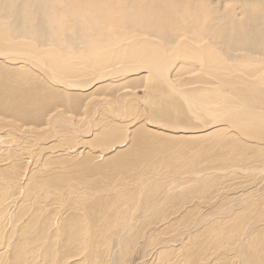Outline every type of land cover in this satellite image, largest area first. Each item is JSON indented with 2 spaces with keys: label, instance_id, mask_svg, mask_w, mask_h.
<instances>
[{
  "label": "bare ground",
  "instance_id": "1",
  "mask_svg": "<svg viewBox=\"0 0 264 264\" xmlns=\"http://www.w3.org/2000/svg\"><path fill=\"white\" fill-rule=\"evenodd\" d=\"M74 1L76 7H72V9L75 11V15L73 11L59 13L58 16H56L57 14L47 13V18H44L46 20H35V25L39 28L41 25H52L54 29L50 31L51 38L55 41L56 34L60 40L58 33L60 31V27H58L60 26L59 19L72 22L77 16H83L88 25L85 27L88 33L94 31L92 28L98 27L100 20H106V8L100 9V11L106 12L97 14V2L94 4V1H91V6H81L78 3L79 0ZM86 10L88 14L85 16L84 12ZM91 10L95 12V17L89 16ZM99 17L104 18L100 19ZM39 23L42 24L39 25ZM45 31L42 30L41 32L45 34ZM73 31L81 37L79 31L74 29ZM43 34L41 33V35ZM26 36L27 34H25ZM126 38L129 40V56H141L145 64L138 61L125 63L92 79L82 81L67 79L66 75L62 73V66H68V64H64L60 59H57L61 56L59 50L48 53L57 65L54 68L50 64L47 66L37 56L38 54H32L27 49H15L9 52L0 50V57L7 55V57L28 59L38 67H44L43 69L46 70V74L50 77L52 83L61 87L65 92H83L95 88L100 82L103 83V81L112 77L140 71L147 72L149 75L146 90H149L151 94L150 98L147 99L148 103L144 104L143 113H145V116L143 119L141 118L143 124L134 125L133 129L129 127L130 130L126 128L123 134L122 131L119 134L122 125L118 126L117 123L115 125L109 122L103 127L98 125L96 128L100 127L97 132L92 131L93 140L89 141L90 147H87L89 151L82 152L74 148L68 150L69 148L62 149L59 146L54 149L52 145L54 142L50 144L47 141L48 146L43 144L45 147L34 143L26 144L25 141L21 142L20 145L13 143L12 146H6L8 152L0 157V264H12V262L13 264H37V262L34 263L37 255L40 256L39 258L43 264H116L121 258L124 242L128 240L126 244H128V251H131V244L134 240L133 235H142L143 233L148 235L147 244L145 245L147 249L145 252L143 251V255L147 258L146 261L148 260L149 264H217L221 261L220 258L224 259L222 253L226 246H230L236 241V248L242 256L253 257L264 264V222L261 224V221H264V198L245 203L241 209L234 211L235 213L228 216L226 220L216 217L213 221L206 222V216L197 214V210L204 201L209 200L208 204L212 206L218 198L212 199L213 197L220 193L229 194L232 190L226 188L218 191L219 188H217L223 180V177L217 176V174L223 175L224 178L228 175L223 171L225 165L235 166L239 160L244 163L251 162L260 166L259 169H254L255 171H261L264 174V149L260 146L251 150L244 144L234 143L231 140H225V143L221 145L222 139L220 137L205 142V139L210 140L211 135H200L212 127L229 123L236 125L241 130L240 132L245 135L250 134L256 140H264V111L252 108V104L259 102H251L248 105L243 102L244 106L234 105L222 109L215 106L212 99L201 101L190 92L178 89L179 87L177 88L170 81L167 74L165 75V72L162 71L165 68L159 64L164 61L163 52H150L147 49L152 47L148 46L153 42L152 39L147 37ZM206 52L208 53V51ZM81 55L82 59L86 58L85 55ZM61 57L68 59L64 56ZM68 68L70 69L69 66ZM133 94L135 95V93ZM5 98L0 97V109L1 112H4L1 114L13 116L14 120L12 121L14 123L16 122L15 118L25 120L26 114H20L22 111H19L20 109L15 105L16 96L14 99ZM120 98H122V95L117 94L116 99ZM80 101L66 100L65 104L69 106L71 111L79 108V114L77 113V115H80L82 110ZM27 105H30L33 109L34 105ZM27 107L31 109L29 106ZM38 108L36 110H39ZM101 111H99V115L103 117L106 110L104 112L101 108ZM28 112L34 115L31 111ZM39 117L37 119L35 115L32 121L29 120L28 123L38 124V122L43 121ZM47 117L44 115L45 120ZM66 117L68 118V116ZM19 121L16 123H19ZM130 121H133V119ZM23 123L20 125L23 126ZM67 123L70 122L66 121L63 126ZM110 123L113 125H110ZM54 124L60 125L61 122L57 123L55 121ZM145 126L159 130L146 129ZM122 129L124 130V128ZM54 130L56 131V128ZM150 130L160 131L167 140L154 141V135L156 134ZM122 135H126V138L118 140L119 136L122 137ZM182 137L190 143L180 145L179 141ZM169 138L170 140H168ZM91 145L94 147L99 145V148L102 149L109 148L114 152L105 157L103 151L100 153L93 151L96 154V157H93L90 153L93 149ZM158 147L163 149L162 153L156 151ZM23 151H30L40 161L38 163L39 167L35 170V175L33 169L26 180L20 176L21 172H18L20 168L14 167L19 164V160L23 159ZM100 156L102 159L98 161L97 158H100ZM202 162L203 164H201ZM77 166L81 168L80 170H88L90 174L84 175L81 171L76 174L74 168ZM164 168H167L166 172H164ZM238 169L241 170L240 172L246 171L245 168H235L237 171ZM222 172L223 174H221ZM224 173L226 174L224 175ZM163 179H167V183L164 185L159 184V180ZM171 181L187 182L191 186L182 191L165 188L172 185ZM213 187L217 189L211 191ZM18 193H22L20 194V208L17 207L18 211L10 217L8 213L11 210L8 209L7 211L8 204L6 202H11L13 196ZM31 201H33L32 209H30L32 206ZM162 203L166 204V209L157 210ZM188 205H191V208L180 215L179 220L191 219L190 223L178 222L177 219L174 222L167 217V209L176 208L179 212L180 209L186 210ZM24 209L30 211L22 212ZM255 209L258 211H255ZM138 210L139 212L136 213ZM57 215L58 218H56ZM23 216L27 218V221L22 219ZM43 216H45V219ZM245 218H247L245 224L239 223ZM39 219H43L42 224H46L43 229V242L40 239V242L31 241L33 237L30 239L32 235L28 224L32 221L38 222ZM23 221L27 224L19 223ZM53 222H56V225H50ZM139 222H141V226H138ZM159 222H164V224L156 226ZM9 225H11V228H9ZM16 225L17 228H15ZM153 225L159 229V232L154 231ZM40 227L41 225H34L33 229H39ZM180 228L179 234L182 237L180 240L183 242L184 238L189 239L190 247L187 244H185V247H176V236H165L168 232L175 229L180 230ZM13 232H17V234L19 232L20 235L10 241L9 238ZM51 237H59L60 243L56 242L58 240L53 242ZM41 243L42 248L40 249ZM38 250L39 252H37ZM52 250L54 251L52 252ZM9 251H14L12 254L13 261L9 260L11 256ZM20 251H24V253L18 254ZM27 251H34L37 254L29 252L30 258H27ZM73 256H80V261L74 263L73 260H69Z\"/></svg>",
  "mask_w": 264,
  "mask_h": 264
},
{
  "label": "rangeland",
  "instance_id": "2",
  "mask_svg": "<svg viewBox=\"0 0 264 264\" xmlns=\"http://www.w3.org/2000/svg\"><path fill=\"white\" fill-rule=\"evenodd\" d=\"M91 1H94V4L98 3L97 14L107 11L106 20H100L98 27L92 28L94 31H90L91 33L89 32V34L85 30V27L88 26L86 21H84L85 17L77 16L72 22L59 19L60 26L58 27H60V31L58 33L60 40L56 34L54 41L51 38L50 32L54 27L52 25H41L39 28L35 25V20H43L47 13L57 14L56 16H58L59 13L73 11L75 15V11L72 9V7H76L74 0H0V50L9 52L15 49H27L32 54H38L37 56L47 66L50 64L53 68L57 67V65L53 58L49 57L48 53L59 50L61 56L68 59L61 56L57 57V59H60L61 62L68 64L70 67L69 69L67 65H61L62 73L66 75L67 79L82 81L89 78L92 79L125 63L138 61L145 64L143 57L129 56V40L126 37H147L153 40L148 45L152 47L147 49L150 52H163L164 61L159 64L165 68L162 71L165 72V75L167 74L170 81L177 88L179 87L178 89L190 92V94L197 96L201 101L212 99L214 105L222 109L234 105L244 106L243 102H246V105L251 102H259L252 104V108L264 111V0H79L78 3L81 6H91ZM101 8H106V11H100ZM89 12L90 17H95V12L92 10ZM87 14L88 11L86 10L84 15L86 16ZM99 18L103 19L104 17ZM73 29L79 31L81 37ZM42 30H46L45 34L41 32ZM25 34H27L26 37ZM30 34L32 35L30 36ZM72 47L74 48L72 49ZM81 54L85 55L86 58L82 59ZM0 58V97L14 99L16 96L15 105L20 109L19 111H22L20 114H26L25 120L15 118L16 122L20 121L19 123H14L12 121L14 117L2 115L1 113L4 112H1L0 109V153H2L0 157H3L8 152L7 147L12 146L13 143L20 145L23 141L26 144L34 143L43 147L48 146L46 141L50 144L54 142L52 144L54 149L59 146L62 149L69 148L68 150H72L74 148L77 151L86 152L89 151L87 150V147H90L89 141L93 140L92 131L97 132L100 126L103 127L109 122L115 125L117 123L118 126L122 125L121 128L119 127V134H121V131L123 134L126 128L130 130L133 129L134 125L137 126L144 123H142V119L145 116V113H143L144 104L148 103L147 99L151 96L150 91L146 90L149 79L147 72L137 71L128 75L127 73L121 74V76L112 77L103 81V83L100 82L102 85L99 83L97 84L98 86L93 87L94 89L90 88L83 92H65L61 87L52 83L50 77L46 74V70L43 69L44 67H38L28 59L19 57L13 58L6 55ZM117 94H121L122 98L116 99ZM66 100H81L82 110L80 111V115H77L79 108L71 111L69 106L65 104ZM27 104L34 105L33 109ZM24 106L26 107L23 108ZM37 108L40 111L36 110ZM101 108L104 112L106 110L103 117L99 115ZM27 110L31 111L34 115L30 114ZM50 114H52L51 117ZM75 114L76 116H74ZM31 115L33 117L36 115L37 119L40 116L41 118L39 117V119L43 121L38 122V124H33L34 122L28 123L29 120L32 121L33 119ZM44 115L48 116L46 120L44 119ZM105 118L108 119L106 120ZM131 118L133 121H130L132 120ZM65 120L70 123L63 126L66 122ZM21 121L24 122L23 126L20 125L22 124ZM55 121L57 123L61 122L62 125H55ZM63 121L65 122L63 123ZM111 123L110 125H113ZM98 125L100 126L96 128ZM129 127L131 128L129 129ZM148 127L150 126H145L144 128L159 130ZM150 131L156 134L154 135V141L167 140L160 131ZM240 131L236 125L223 123L202 132L200 135H211L210 140L205 139V142L219 139L220 137L222 139L221 145L225 143V140H231L234 143L244 144L251 150L257 149L256 147L259 146L264 149V140L257 139V141L250 134L245 135ZM122 138H126V135L119 136L118 140H122ZM189 143L183 137L180 138V145ZM99 147V145L92 147L93 149L90 153L93 157H96L94 152L100 153L103 151L105 157L114 152L112 149H102ZM33 151L35 152V150ZM156 151L162 153L163 149L158 147ZM23 152V159L19 160V164L14 167L20 168L18 172H21L20 176L26 180L33 169V174L35 175V170L39 167L38 163L40 161L30 151ZM101 156L97 158L99 159L98 161L102 159ZM35 165L36 167L34 168ZM235 168H245L246 171L240 172L241 170L238 169L237 171ZM259 168L260 166L258 165L251 162L244 163L241 160L235 166L225 165L223 171L228 174L225 178L223 175L215 173L217 176L223 177V180L220 182L221 184L217 188H219L218 191L226 188L232 190L229 194L220 193L221 195L213 197L212 199L218 198L212 206L208 204L209 200L206 199L208 201H204L199 210H197V214L206 216V222H211L216 217L226 220L228 216L238 211L237 209H241L245 203L264 198V193H261L264 192V174L261 171L254 170ZM80 169L77 166L74 168V172L78 174L80 173L78 171H81L84 175L90 174L88 170L85 169L83 171ZM163 170L166 172L167 168ZM166 181L167 179H163L159 180L158 183L164 185L167 183ZM171 183L170 187L167 186L165 188L182 191L191 186L187 182L171 181ZM216 189L213 187L211 191H215ZM20 194L22 193L14 195L11 202H6L8 204L7 211L8 209L11 210L10 214L8 213L10 217L18 211L17 207L20 208ZM31 203L30 209L33 208V201ZM165 205V203L160 204L157 210H165L167 207ZM190 206L188 205L186 210L180 209L179 212L176 208L167 209L166 215L171 221L175 222L177 219L178 222L190 223L191 219L179 220V216L190 209ZM23 211L30 210L24 209ZM255 211L258 210L255 209ZM45 216H43L44 219ZM56 218H58V215ZM22 219L27 221L25 216ZM245 221H247V218L241 220L239 223L245 224ZM262 222L264 221H261V224ZM19 223L27 224L25 221ZM42 223L43 219H39L38 222L32 221L28 224L32 235L30 239L33 237L31 241L36 240L40 242L43 240V229L46 224ZM53 223H50V225H56V222ZM33 224L35 226L41 225V227L33 229ZM163 224L164 222H159L156 226ZM138 226H141V222L138 223ZM156 226L153 225V229L159 232ZM9 228H11V225H9ZM15 228H17V225ZM181 228L180 230L175 229L172 232H168L165 236L171 237L175 235L176 247H185V244L190 247L189 239L184 238V243L180 240L182 239L179 234ZM14 235H16L15 238ZM19 235V232L18 234L17 232H13L9 240L16 239ZM59 235L62 236L61 234ZM147 236V233L133 235L134 240L131 244V251H128V244H126L128 240H126L124 242L125 245H122L123 252L120 256L121 258L116 264H149V261H146L147 258L143 255V251L145 252L147 249L145 248ZM58 238L51 237V240L55 242ZM56 242L60 243V240ZM236 243L237 241L230 246H226V249L222 253V255L224 254V259L220 258L221 261L217 264H228L229 262V264L231 262L232 264H262V262H258L253 257L242 256L236 248ZM40 246L39 248L41 249L42 243ZM13 252L9 251V255H11L9 260L11 261L14 260L12 258ZM27 252V258H30L29 252L36 253L34 251ZM22 253L24 251H20L18 254ZM39 257L37 255L34 263H42ZM69 260L78 263L80 256H73Z\"/></svg>",
  "mask_w": 264,
  "mask_h": 264
}]
</instances>
